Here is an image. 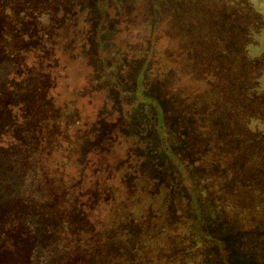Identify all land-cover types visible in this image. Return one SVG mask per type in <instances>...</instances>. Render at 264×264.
Here are the masks:
<instances>
[{
	"label": "rangeland",
	"instance_id": "374dc122",
	"mask_svg": "<svg viewBox=\"0 0 264 264\" xmlns=\"http://www.w3.org/2000/svg\"><path fill=\"white\" fill-rule=\"evenodd\" d=\"M102 2L114 8L113 19L101 20ZM124 25L127 34L120 50L111 39ZM88 44L94 54L91 63ZM213 52H223L224 58ZM5 66L10 92L15 85L11 82L38 79L43 84L31 94L44 99L30 104L39 122L20 125L23 143L39 156L32 161L46 164L52 172L38 166L30 176L44 184L46 195L70 194L71 201L76 183L72 173L82 163L87 170L93 166V185L84 181L75 189L79 195L87 190L94 195L77 196L85 204L80 214L90 217L95 212L101 219L97 223L109 227L112 220L118 221L119 203L126 201L131 208L139 200L133 212H147L148 236L153 233L155 243L152 254L159 264H209L184 238L180 223L168 215L164 185L121 131L130 128L132 124L123 123L136 112L144 120L152 117L144 96L153 97L164 109L170 134L182 141L186 165L208 201L210 217L234 232L264 264V0H0V70ZM211 85L230 94L225 105L215 101L218 109L207 107L202 98ZM229 100L236 101L240 112ZM220 107L232 111L223 114ZM195 109L205 114L195 118ZM14 116L21 121L22 116ZM225 116L227 120H219ZM5 119L0 111V125L8 123ZM229 133L238 135L226 141ZM0 142L19 146L5 134ZM237 142L239 155L228 167L237 180L223 164L219 173L211 172L219 161L213 157L217 148L227 153ZM252 153L258 154L259 164L250 163ZM63 166L61 175L53 173ZM89 202L95 203L90 212ZM129 220L132 238L141 240L140 222ZM64 252L69 263L70 251ZM73 252L78 253L76 247ZM146 259V264H158L152 257Z\"/></svg>",
	"mask_w": 264,
	"mask_h": 264
},
{
	"label": "trees",
	"instance_id": "16d2710c",
	"mask_svg": "<svg viewBox=\"0 0 264 264\" xmlns=\"http://www.w3.org/2000/svg\"><path fill=\"white\" fill-rule=\"evenodd\" d=\"M101 8L104 11V13L100 16L101 20L113 19L111 18L114 17L113 7L110 8L108 5L105 6L102 2ZM86 9L87 22L90 10L89 7H86ZM109 10L111 11L108 12ZM27 19L29 22L33 23V26L36 25V22H34L31 18ZM126 29V25L115 29L111 39L112 43L123 47L124 45L121 39L127 34L126 31L124 32ZM89 46L90 45L88 44V53L86 56L88 62L91 63V58L94 54L91 56V49ZM102 50H105V47H103ZM213 54L219 57L218 59L224 58L223 52H220V56H218V54L215 52H213ZM5 67L0 70V111L6 115V119L9 121L7 124L4 122L2 125H0V135L5 134L8 138H12L16 142L18 140L19 146L16 148H11L8 145H4L2 142H0V264H105L106 261L107 264H146L148 262V259H146L147 256L148 258L152 257L154 261L153 263L157 262L159 264L158 260H155L152 254L155 243H151L152 237L150 236L153 235V233L148 236V234H150L148 230L151 229L149 226L150 218L148 217L146 219L147 212L144 211L143 213V211H141L142 209L140 208L143 207V205H140L141 207L138 208L140 209L139 211H136V213H134L135 211L133 212V208L138 206L140 203L139 200L136 201L131 208L125 206L126 201L122 204L119 203L117 207L118 221H116V219L112 220V223L109 224V227L105 226L104 224L99 225L97 223V221H101V219L100 216H98V214L95 212L93 214H96V216L90 217L87 216V214L79 213V208L85 204H82L77 198L85 195H88L89 197L91 196L90 198H92L94 195H92L91 191L88 190L82 192L79 195L75 189H81V186H84V181L87 184H90L91 182L93 185L91 181L93 175L95 174L93 166H90L91 168L87 170L85 169V164L83 165L82 163L78 167L77 171L72 173L76 183L74 187H72L73 190L71 192V201L70 194H68L70 197L65 196L63 198L59 192L56 194L57 198L55 196L46 195L44 193V184H40V182L31 179L30 176L33 177V173L39 169L38 166H43L48 171H50L46 164L32 161L33 156H39L36 154V152L34 153L32 151V146L27 143H23V138H21V136L23 137L24 135L23 132H25L20 125L22 122H27L29 120L33 123L39 122L36 120L35 115L32 114L30 104L33 102H35V104H40V102H44V99L43 96L32 97L31 94L36 88L42 87L43 84L41 83V80L38 79H32L30 82L21 83L20 85L11 82V84L15 85L12 89L13 91L10 92L7 89V86L10 85V83L5 79V74H7V67ZM185 80L186 79L182 80V82ZM211 80L213 79L211 78ZM185 83L187 84L188 80H186ZM203 95L204 97L207 95L206 100L202 96L203 101H205L207 104V107L210 109H218L215 108V104L217 103L225 105V100H227V97L230 94L228 90L227 92L225 90L221 91L219 89H215L213 85H211L208 87L207 93L203 92ZM229 101L231 107L237 109L240 112L236 101ZM220 108L223 114L230 112L229 110L232 111L231 108ZM194 111L196 112L195 118L198 116L202 117L205 114V112H200V110L196 111L195 109ZM117 113L121 116L123 115L122 112ZM13 114L16 116H22L21 121H16V117ZM229 116L231 118V115ZM37 118H40L39 115ZM189 119L191 120V118ZM219 120L223 121L227 119L225 116L221 117ZM216 122L219 121L217 120ZM15 124H17V126H15ZM155 125L144 122L143 132V128L138 121V123L133 122L130 128L122 127L121 131L129 139L135 154L145 159L148 170L153 171L154 174H158L161 169H167L168 163L166 162L168 157L171 158L172 154L169 153L171 156L169 154H164V152H162L160 149V145H164L162 138H160L157 143L154 141V138H152L150 134V131L152 130L148 128L149 126ZM42 128L43 127L39 126V130ZM214 130L215 129H211L209 132L214 135ZM142 133H144V135L145 133L147 134V137H145L147 139L148 145L152 144L150 146L151 151L149 155L139 154L134 148V144L139 142L138 138L142 135ZM154 133L157 134V132ZM40 135L43 136V130L40 131ZM237 135L238 134L235 133H229L224 138L227 141V139L236 138ZM172 136L174 140H178L179 152L181 153V158L184 160V166L190 172H193V170L188 167V165H186V160L181 149V139L176 138L174 135ZM224 138H221V136L218 137V139ZM239 145L240 144L237 142L234 146H232L233 149L227 153L223 152L221 148L217 146L218 148L214 152L215 155H213V157L219 158V161L216 163V166L211 167V172L215 171L219 173L218 169L220 165L223 164L226 166L225 170H229L232 176H235V179L237 180V174L230 171L228 167L230 165L229 161L235 158V156L239 155ZM15 150H17V152ZM13 152L15 156H13ZM216 153L220 154L217 155ZM15 159L17 161H15ZM259 160L260 158L258 154L252 153V156L250 157V163L256 164L258 162L257 164H259ZM87 163L90 165L92 162L88 161ZM65 168L66 167L63 166L61 170L54 171L53 173L59 176L61 175V171ZM51 173L52 172L50 171V175ZM69 177L70 175L68 178ZM48 178H50V176ZM155 178H157V180L165 187V207L168 215H171L175 221L180 223L184 238L191 242L195 246V249L206 258L209 264H211L208 258L200 250H198L194 242L187 236L188 230L186 227H184L181 220H176L178 217L172 213V204L171 200L169 199L171 190L167 181H163V178V180L161 178L159 180V176ZM60 179H62V177ZM251 188L252 190L254 189V187ZM94 204L95 203L91 202L88 203L87 210L89 212L94 209ZM98 211L101 213L103 212V209H99ZM129 219L134 222H140V232L142 234L141 240L132 238L130 234V225L132 222ZM142 220H144V225L143 223L141 224ZM210 220L214 223H219L223 228H225L226 231L232 232L223 226L221 221H215L211 217ZM99 227L103 228L104 232L95 230V228ZM232 233L237 238L238 244L244 246L236 234L234 232ZM144 237L147 239L145 240ZM96 238L102 239L104 243L99 245ZM54 240H60L62 243L54 242ZM67 247H70V249ZM74 247L77 248L78 253L73 252ZM244 248L247 249L245 246ZM65 249L70 251L69 263L67 262L66 258H63ZM248 251L254 255L250 250ZM131 253H133V255Z\"/></svg>",
	"mask_w": 264,
	"mask_h": 264
},
{
	"label": "water",
	"instance_id": "95a60500",
	"mask_svg": "<svg viewBox=\"0 0 264 264\" xmlns=\"http://www.w3.org/2000/svg\"><path fill=\"white\" fill-rule=\"evenodd\" d=\"M114 46L123 50L120 45L115 44ZM135 88V90L129 92L135 93L138 85ZM144 97L150 103L148 105H151L149 109L151 110L152 117L144 120V115L142 116V113L138 114L136 112V116H128L123 124L138 123L139 121L143 132L144 122H148L151 125L156 124L148 128L152 130L150 131L152 138H154L156 143L162 138L164 145H160V149L164 154H172V156L169 154L171 158L168 157L167 159V169H161L157 176L161 179L163 178V181H167L171 190L169 199L172 204V213L179 215L177 217H179V220H181L184 227L188 230L187 236L212 264H263L245 249L244 246L238 244V240L232 232L226 231L219 223H214L210 220L208 201L202 197L194 173L184 166V160L181 158V153L179 152L178 140H174L170 134L168 119L164 114L162 105L158 103L156 98L154 101L153 97ZM129 100L136 101L132 95H129ZM137 102L139 101L137 100ZM120 112L123 113V110H120ZM153 131L157 132V134ZM145 136L147 137V134L145 133L144 135L142 133L138 138L139 142L134 144V148L139 154L149 155L152 144L148 145Z\"/></svg>",
	"mask_w": 264,
	"mask_h": 264
}]
</instances>
